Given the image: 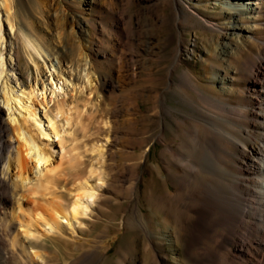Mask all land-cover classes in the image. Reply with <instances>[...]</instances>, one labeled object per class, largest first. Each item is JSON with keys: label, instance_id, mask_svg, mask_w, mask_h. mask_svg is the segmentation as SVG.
Listing matches in <instances>:
<instances>
[{"label": "bare ground", "instance_id": "obj_1", "mask_svg": "<svg viewBox=\"0 0 264 264\" xmlns=\"http://www.w3.org/2000/svg\"><path fill=\"white\" fill-rule=\"evenodd\" d=\"M18 2L23 5L24 0ZM245 5L248 17L240 22L231 21L232 9L224 11L231 17L227 24L202 20L223 40L232 41L219 47L226 63L233 65L242 56H250L249 87L242 90L232 86L228 90L229 80L221 70L209 73L206 68L213 64L204 66L203 77L223 85L222 92L226 93L216 98L201 97L212 132L207 134L202 126L191 128L186 137L192 143L184 152L170 146L165 150L164 155H172L181 168L176 172L180 184L173 191L162 192L161 187H168L167 181L156 185L148 200V213L141 219L142 224L145 220L151 224L152 238L146 240L139 229L141 223L135 226V216L131 217L135 230L127 232L132 233L125 239L127 251L124 254L120 250L115 264H124V259L135 256L140 247L143 264H167L170 260L162 252L169 245L159 240L160 235L168 234L178 245L187 230L185 251L193 264H264V26L251 25L264 22V0H248ZM23 9L14 0H0V115L6 123L4 141L9 150L0 165V252L5 260L17 259L20 264H47L48 253L35 242L61 234L65 223L80 228V219L89 217L95 206L97 185L92 182L99 180L98 187L104 185L94 167L87 175L78 173L82 176L78 175L68 190L70 203L63 202L59 191L64 187L57 185L64 172V138L73 125L74 108L68 94L76 90L77 76L83 90H93L98 84L89 55L83 56L78 73L69 70L63 55L51 53L45 40L34 35ZM179 14L184 21L185 12L180 8ZM237 16L241 14L237 12ZM17 42L22 44L29 71L31 66L36 68L37 77L29 86L17 73ZM236 93L246 104L231 101ZM161 98L156 95L155 99ZM159 108L168 111L163 101ZM220 123L229 129L223 131ZM95 147L94 151L103 156L104 146Z\"/></svg>", "mask_w": 264, "mask_h": 264}, {"label": "rangeland", "instance_id": "obj_2", "mask_svg": "<svg viewBox=\"0 0 264 264\" xmlns=\"http://www.w3.org/2000/svg\"><path fill=\"white\" fill-rule=\"evenodd\" d=\"M14 1L26 10L34 35L45 40L51 53L63 55L69 70L78 73L83 56L88 54L94 62L98 84L93 90H83L77 76L76 90L68 94L67 100L75 111L72 110L73 125L64 138V172L57 185L64 187L59 194L65 203H70L68 190L75 179L82 176L79 174L87 175L92 167L98 169L104 185L101 188L99 180L92 182L97 185L95 206L89 217L80 219V228L73 229L65 223L61 234L34 245L48 253L47 264H115L119 252L127 251L125 239L132 235L127 232L134 231V224L138 226L148 213V200L156 185L167 181L168 187H161L162 192L173 191L180 184L176 172L181 168L172 155H164L165 150L170 146L184 152L185 146L192 143L186 137L191 128L202 126L207 134L212 132L206 124L209 117L201 106V97L216 98L226 93L222 92L223 85L203 77L204 68L213 64L206 68L209 73L221 70L220 74L229 80L228 90L232 86L242 90L249 87L250 56L232 61L233 65L226 63L219 47L231 40H223L202 20L227 24L231 17L224 11L232 9L231 21L240 22L248 17V0H24L23 5ZM179 8L185 12L184 21L179 18ZM251 25L262 28L264 22ZM17 43V73L29 86L30 80L37 77L36 68L31 66L29 71L22 44ZM177 64L180 66L176 70ZM156 95H162L168 111H160L162 101L156 100ZM234 97L231 101L236 104H246L238 93ZM0 123L1 165L9 150L2 115ZM220 125L223 131L229 129ZM97 145L104 146L103 156L94 151ZM131 217L137 221L133 226ZM139 229L146 240L152 238L147 220ZM185 234L178 245L168 234L160 235L159 240L171 246L162 252L170 260L167 264H193L185 251L188 230ZM143 263L141 247L135 256L124 259V264ZM0 264L20 263L17 259L5 260L0 252Z\"/></svg>", "mask_w": 264, "mask_h": 264}]
</instances>
